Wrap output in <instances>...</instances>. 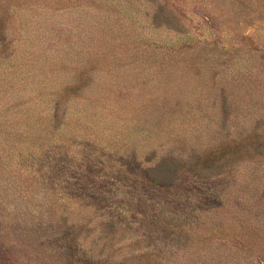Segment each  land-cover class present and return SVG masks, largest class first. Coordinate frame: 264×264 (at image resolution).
I'll use <instances>...</instances> for the list:
<instances>
[{"label":"rangeland","instance_id":"1","mask_svg":"<svg viewBox=\"0 0 264 264\" xmlns=\"http://www.w3.org/2000/svg\"><path fill=\"white\" fill-rule=\"evenodd\" d=\"M0 264H264V0H0Z\"/></svg>","mask_w":264,"mask_h":264}]
</instances>
